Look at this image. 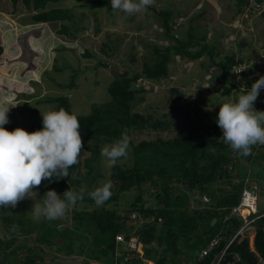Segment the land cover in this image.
<instances>
[{
    "label": "rangeland",
    "instance_id": "1",
    "mask_svg": "<svg viewBox=\"0 0 264 264\" xmlns=\"http://www.w3.org/2000/svg\"><path fill=\"white\" fill-rule=\"evenodd\" d=\"M243 1L244 4L239 0H155L153 6L134 15L112 10L111 0L102 6H96V0H62L48 4L45 10L70 9L68 31L73 34V38H68L57 33L60 22L34 23L31 17L36 12L26 9L20 0L15 5L8 0H0V45L3 47L0 55V104L10 107L7 114L9 122L16 129L25 131L35 123L42 124L41 113L56 110L54 103L39 102L43 98L66 96L72 113L87 115L93 106L101 107L109 101L107 88L116 76L124 72L132 75L140 72L144 64L153 65L158 61L160 56L155 53V47L163 50L177 46V38L184 43H191L192 38L201 43L189 44L191 53L202 44L214 47L217 56L213 61L207 53L191 60L176 56L171 50L166 78L137 82V86L143 89L136 95L132 112L149 116L152 121L167 122L169 129L132 133L127 158H121L116 164L131 168L133 146L139 142L169 139L177 136L180 130L192 132L196 124L205 125L209 121L215 105H222L229 99L236 101L240 94L246 93L243 83L226 96L220 94V68L217 63L224 57L234 55L236 59H241L240 71H244L245 77L250 80L258 79L264 72V16L261 14L264 5L257 11L252 10L254 0ZM153 8L171 10L174 37L164 35L161 20L153 13ZM171 89H177L184 98L179 102L170 101ZM254 108L264 111V93L259 94ZM4 128L9 131L5 125ZM106 144H99L96 155L82 150L77 170L70 175L74 183L75 179L80 181L70 185L67 190L79 191L84 187V196H88L89 192L110 180L112 167L101 156V148ZM252 153L251 160L246 157L244 162L240 160L237 171L242 176V168L251 170L249 182L255 185L258 210L263 211L264 145L257 144ZM88 159L93 166L91 175L85 168ZM147 187L144 185L141 195L145 205L149 206L151 201L145 192ZM111 191L113 195V189ZM150 191L154 192V189ZM138 194L139 191L131 189L101 207H97L94 201L83 200L65 217L53 221L44 218L34 220L31 212L34 201L26 198L15 208H0V218L23 214L27 221H46L48 225H57L58 229L52 233L55 237L47 245L39 243L34 232L29 237L17 238L20 243L28 239L29 246L39 247L43 264H110L107 257L96 262L88 260L85 253H79L83 255L79 256L60 250L65 242V248L71 250L80 245V236L67 228H73V216L80 211L115 209L121 215ZM42 198L38 194L36 199ZM194 205V202L191 203V206ZM2 228L0 221V239L3 237ZM249 243L250 249H253L252 239ZM85 245L90 246L89 243ZM177 246L182 264H189L193 249L199 248L196 242H178ZM80 247L86 248L82 244ZM152 247H156L155 243ZM137 253L142 256L141 247ZM143 262L153 264L146 259Z\"/></svg>",
    "mask_w": 264,
    "mask_h": 264
},
{
    "label": "trees",
    "instance_id": "2",
    "mask_svg": "<svg viewBox=\"0 0 264 264\" xmlns=\"http://www.w3.org/2000/svg\"><path fill=\"white\" fill-rule=\"evenodd\" d=\"M8 1L15 5L19 0ZM20 1L26 9L36 12L31 17L34 23L60 22L57 33L73 38L71 36L73 34L68 31L71 20L70 9L45 10L48 4H56L62 0ZM254 1L256 7H252V10L258 11L261 5H264V0ZM107 2L108 0H96L95 5L102 6ZM239 2L245 3L243 0ZM153 13L161 20L164 35L174 37L171 10L153 8ZM261 14L264 16V10ZM176 41L177 46L174 47L169 46L163 50L155 47V53L160 56V59L153 65L144 64L140 72H134L132 75L124 72L116 76L108 85L107 93L110 99L107 103L101 107L93 106L87 115H77L81 125L83 150L96 155L101 142L110 144L119 139L124 132L131 136L136 131L169 129L167 122L152 121L149 116L132 112L136 95L143 89L142 86H137V82L158 81L166 78L167 64L172 56L171 50L174 51V55L185 56L191 60L199 59L203 53H207L212 61L217 56L214 47L209 48L205 44L200 45L197 51L189 52V44H201L193 38L190 40L191 43H184L178 38ZM2 53L3 47L0 45V55ZM242 62L234 55H229L217 63L220 68V94L223 96L230 94L243 83L247 92L260 76H264L263 72L258 79L250 80L245 77L244 71H241L238 79L235 70ZM72 84L73 82L70 86ZM171 93L170 101L179 102L184 98L177 89H171ZM262 93L264 89H261L260 94ZM174 95H176L175 98ZM39 102L54 103L56 111L64 108L72 113L71 104L66 96L43 98ZM220 106L215 105L209 121L205 125L196 124L192 132L185 133L180 130L177 136L172 138L141 141L133 146V166L122 168L115 165L111 169L110 181L113 184V195L106 203L117 200L122 193L131 189H136L139 194L121 215L115 209L104 208L75 213L73 216L75 225L67 229L76 231L80 236V245L86 248L78 245L75 248L76 251L71 250L65 248V245L67 246L65 242L60 250L79 256H83L79 253H85L88 260L96 262L103 261L102 258L107 257L110 264H146L143 262L144 259L152 261L153 264H182L178 242L189 244L196 242L199 245V248L193 249V253L190 254L189 259L195 261L198 256L197 251L204 248L214 236L221 233L222 236L230 237L234 234L241 220L233 217L224 221V218L233 207L239 204L244 188L255 190V185L249 182L251 170L248 167L242 168V176L237 171L239 163L245 160L244 156L233 151L222 139V130L216 123ZM5 127L9 132L16 129L10 122ZM42 127L43 124L35 123L26 131L33 133L41 130ZM246 158L251 160V155ZM91 162L88 159L85 163L89 175L93 171ZM75 170H77V164L69 169L68 177L60 179L54 176L52 180L42 181L41 185L35 189L36 192L44 197L47 191L55 190L63 196L70 185L78 184L80 181L75 179L74 183L70 177ZM144 185L149 187L145 190L151 201L149 206L145 205L141 195ZM150 189H154V192ZM203 198L208 200L203 201ZM83 200L93 201L89 196H84ZM193 202L195 205L191 206ZM0 221L3 224V237L0 239V264H43L40 248L29 246L28 239L20 243L17 238L29 237L34 232L37 234L36 240L47 245L52 243L51 240L55 237L52 233L58 229L57 225H48L46 221L34 223L28 220V222L23 214L3 216ZM256 226L254 249L264 259V217L257 221ZM117 236H123L126 241L132 236H137L143 245V255L124 250L123 243L116 240ZM86 243L90 246H86ZM153 243L156 247H152ZM222 246L223 243H220L218 249ZM128 256H133V259L124 262V258ZM232 256H238L239 261L232 260ZM211 259L212 256H209L200 264H209ZM226 260L232 264L257 263L256 255L249 249L247 237L237 239L231 245Z\"/></svg>",
    "mask_w": 264,
    "mask_h": 264
},
{
    "label": "clouds",
    "instance_id": "3",
    "mask_svg": "<svg viewBox=\"0 0 264 264\" xmlns=\"http://www.w3.org/2000/svg\"><path fill=\"white\" fill-rule=\"evenodd\" d=\"M154 4L155 0H111V9L134 15L146 11ZM261 89H264V76H260L251 85L250 90L240 94L236 101L229 99L223 103L217 114L216 123L222 130L224 143L244 157L252 155L253 146L264 145V111L254 108V102ZM9 110L10 107L0 104V208H15L19 202L27 198L34 201L31 211L34 220L61 219L74 209L78 202L83 201L85 188L81 187L79 191L67 190L63 196L55 190H49L40 200L36 199L38 193L34 189L38 188L42 181L52 180L54 176L60 179L68 177L69 169L79 163L78 157L83 150V143L77 115L69 113L64 108L58 111L49 110L41 113L43 124L41 130L28 133L17 128L9 132L4 128V125L9 123L7 115ZM130 140L127 132H124L119 139L101 148V156L107 160L109 167H114L121 158H127ZM112 188L113 184L108 180L89 192L88 196L97 207H101L111 198ZM255 234L256 228L253 235L246 231L234 242L247 237L249 243L252 239L253 249H250V243L249 249L256 255L258 261L261 257L254 249ZM228 238L223 237L221 241L223 246L220 249L225 246ZM139 247L143 250L140 241ZM204 248L200 249L198 256ZM228 250L225 258L228 256ZM215 252L212 251L207 257L212 256L213 259ZM198 256L189 264H200L207 258L198 262ZM237 257L232 256L231 259L236 261ZM222 263L228 262L225 259Z\"/></svg>",
    "mask_w": 264,
    "mask_h": 264
},
{
    "label": "built area",
    "instance_id": "4",
    "mask_svg": "<svg viewBox=\"0 0 264 264\" xmlns=\"http://www.w3.org/2000/svg\"><path fill=\"white\" fill-rule=\"evenodd\" d=\"M235 71L239 75L241 72L240 67H238ZM207 200L208 199L203 198V201ZM245 211H247L246 215L244 214ZM233 217L239 218L241 220V224L235 233L227 239L225 246L222 249L217 250L224 237L220 235L221 233L217 234L210 240L208 246L201 250L197 259L198 262H202L203 259L206 258L212 251H216L209 264H221V262L226 259L225 256L228 248L238 236L244 235L246 231H250L252 235L255 233V228H257L256 223L259 219L264 217V211L262 212L258 210L257 197L253 189L244 188L241 193L239 204L230 210V212L225 216L224 221ZM116 240L123 243L124 250H127L128 252H137V249L139 248V240L137 236H132L128 241H126L123 236H117ZM132 259L133 256H128L124 258V262H128ZM238 260L239 258L237 257L236 261ZM226 264L232 263L228 262ZM257 264H264V260L259 258Z\"/></svg>",
    "mask_w": 264,
    "mask_h": 264
},
{
    "label": "bare ground",
    "instance_id": "5",
    "mask_svg": "<svg viewBox=\"0 0 264 264\" xmlns=\"http://www.w3.org/2000/svg\"><path fill=\"white\" fill-rule=\"evenodd\" d=\"M244 214L246 215L247 213H246V212H244Z\"/></svg>",
    "mask_w": 264,
    "mask_h": 264
}]
</instances>
